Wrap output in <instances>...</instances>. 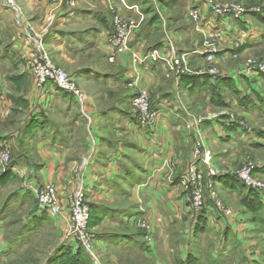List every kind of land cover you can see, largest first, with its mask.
Masks as SVG:
<instances>
[{
	"label": "crops",
	"instance_id": "0c3cea01",
	"mask_svg": "<svg viewBox=\"0 0 264 264\" xmlns=\"http://www.w3.org/2000/svg\"><path fill=\"white\" fill-rule=\"evenodd\" d=\"M77 2V8H71L68 3L53 6L50 0H25L24 3V11L26 14L31 12L33 22L38 25L43 23L39 26L46 30L42 39L45 50L57 56H63L62 58L66 61H71L72 65L75 64V67H77L76 64L84 62V55L93 49L101 53L104 59L109 56L107 38L114 29L108 11L109 5L116 7L124 16L134 15L132 9L129 6H123L119 0H77ZM0 17L1 41L8 29V19L10 20L11 17L15 22L11 11L7 10L2 2H0ZM217 24L219 29L226 33L227 44L231 45L237 40H243L245 51L264 49V28L256 23L253 24L254 27L250 26L247 18L234 21V23H228V19H220L217 20ZM78 27L82 28L78 29ZM22 31L23 28L15 30V34H11V41L0 47V145L4 143L13 145L15 142L16 133L9 134V131L5 129L6 125L2 124L6 118L9 121L8 107L12 103L14 91L23 89L25 81H33V76L27 68V58L34 55L37 45L33 39L24 37ZM143 42L145 41L141 31L138 30L132 39V45L134 50L140 54L138 50ZM162 46L167 48L169 42L164 41ZM232 50L233 48H230L229 51L232 52ZM199 56L201 55H196V57ZM83 64L76 69L75 76L78 79L96 83L97 86L113 91L124 89L133 70L130 56L120 58L114 65L108 63L112 71L109 68L106 71H99L88 66L90 62ZM165 69L163 64H146L140 67L141 83L150 86L157 82L156 88L163 92L162 96L155 95L153 100L154 105L160 109L162 114L159 128L154 132L138 131L132 119L133 115L126 116V110L118 106L97 110V107L93 105L90 110H93L94 119L90 124L88 119L81 114L80 106L69 95L53 86H48L44 92L39 91L44 98L47 97L49 103L53 99L58 101H53L54 106L51 105L56 114L50 118L46 113L38 110L28 118L27 123L23 125V132L30 127L32 121L36 122L31 126L32 134L26 138L34 144L35 153L41 158V162L38 165L29 160L25 161L24 157L25 160H19L17 167L32 170L31 180L35 182L54 184L60 190L64 203L71 195L73 185L71 183L79 179L84 183L87 198L92 203H99L107 196L113 197L118 191L122 192L123 196L130 192V201L139 195L146 205L139 213L140 216L130 217L137 214L119 211L122 212L121 216L114 219L107 217L103 221L106 225L116 227L133 226L140 218L156 223L158 229H162L163 237L170 238V242L165 243V252L169 254L178 252L175 259L176 264L185 261L189 254L199 252L200 255H205L206 250H208L207 253L210 252L213 259H217L219 264H240V261L244 262L242 258H239L242 254L249 258L244 247L245 243L241 240L240 233L235 230L234 221H226L216 212L209 195H207L205 208L208 217L206 233L197 238L195 228L193 232H187L191 222L184 214L186 196L182 194L177 182L188 170L187 159L190 151L188 143L192 141V136L185 130L184 118L188 111L180 97L174 93L176 92L175 83H172L171 88L162 91L165 87L163 85L167 80L169 81L170 77ZM233 76L229 78L239 79ZM242 82L247 86L254 85L255 77L239 79L238 89L244 95L246 88ZM211 83H214L213 79ZM250 87L251 90L258 91L254 86ZM186 91L193 103L204 105L206 108H215L210 102L206 86L199 84L194 89L186 88ZM25 99L30 101L28 96ZM19 124L22 125V122L16 125ZM13 125L11 124L10 127ZM122 128L129 130V137L132 139L130 142L110 138V134H120ZM206 129L213 134L216 143L227 141L244 149L264 147V142L258 135L260 133L252 139L241 135L239 130L224 134L222 125L217 122L207 123ZM134 143L138 148L129 145ZM129 150L134 151L137 156L129 154ZM72 159L76 160L72 161ZM80 159L84 160L82 164ZM124 160H126L125 163H123ZM64 170L79 171L73 175L66 174ZM122 170L135 172V178L139 183L136 181L133 183L130 180L122 181L123 185L128 183L127 187L124 186L127 190H118L117 177L121 175ZM173 172L178 174L169 179V173ZM67 177L75 180L69 183ZM214 185L221 193L223 200L225 198L227 202L239 205V192L220 183H214ZM12 189L13 194H10L11 196L4 202L3 195L8 191L12 193L10 192ZM0 208V252L5 261L12 262L15 256L14 250L18 248L23 238L27 239L31 234L28 226L32 224V219L39 216L35 198L24 189L22 179L16 174L4 189L0 187ZM54 221L64 226L63 219ZM227 230L230 231L229 235L234 241H227L225 236ZM115 235L114 233L101 234L100 238L118 251L139 252V247L135 248V245L130 247L114 241ZM134 243L137 242L134 241ZM251 259L253 262L256 260ZM244 264H248V261Z\"/></svg>",
	"mask_w": 264,
	"mask_h": 264
},
{
	"label": "rangeland",
	"instance_id": "374dc122",
	"mask_svg": "<svg viewBox=\"0 0 264 264\" xmlns=\"http://www.w3.org/2000/svg\"><path fill=\"white\" fill-rule=\"evenodd\" d=\"M15 2L18 10H20V22H22V25L17 23L15 12L9 10L11 11L15 22H13L11 17L10 20L8 19V29L5 31L3 38L0 41V47L2 44L4 45L8 41H11V34H15L14 31H18V28H23L22 33L24 37L31 34L32 36L40 35L43 39V34L46 32V30H43V28L39 26H42L43 23L39 25L34 23L30 15L31 12L26 14L24 11L25 0H15ZM124 2L132 9V12H134V15L129 16L128 20L131 21L132 26H134L137 31H141V35L145 41L142 43V46L139 47L138 51L141 52V54H144L148 50H163L166 48L162 46L163 42L168 41L170 57L179 60V68L177 65L174 69L170 68L168 64L164 65L166 68L165 70L168 71L170 77L169 81L167 80L163 85V87H165L162 91L171 88L172 83H175L176 92L174 93L176 96L180 97L185 104L188 114L190 113L198 123V128L200 129L198 134L200 136L199 138L202 139V145L199 148L198 144L194 141L188 143L190 146L189 157L187 159L188 169H190L191 163L197 159L194 156L195 153L197 154L199 151L203 153L208 152L212 159L211 165L216 171L229 172V175H232L231 172L236 174L243 171L249 172L251 179L264 184V147L261 149H244L241 146L233 145L227 141L228 144L226 142L216 143L213 134L206 129L207 123L217 122L222 125V132L224 134L230 133L231 131L229 132L225 129L224 124H227V122L233 117L235 121H242L253 127L257 134L260 133L258 135L261 137V140H263L262 142H264V137L262 138V134H264V106L262 107V103L254 98V95L252 94L253 91L250 89L251 87L242 82V85L246 88L243 96H252L255 109L240 107L238 105V99H235L234 95L228 91L226 93V104L223 107L206 108L204 105L193 103L191 99L188 98L186 87L183 84L184 79L200 77L207 73H213L216 77L228 79L229 77L226 75H236L241 77V72L251 71L250 73L255 77L254 85H251L258 90L257 93L261 94L263 97L262 99L264 100V73L260 70H256L257 67L264 68V49L262 51H245L243 50V45L237 48L235 47V44L230 45L215 37H210L207 30L198 29L197 21L193 18L190 9L192 6L197 5L203 14L204 24L208 23L211 17V12L208 5L205 4V0H124ZM213 2L224 9L245 10L244 16L247 19L264 28V21L260 19V15L264 13V0H213ZM65 3H68L71 8L78 7V2H75L73 5L69 1H65L62 4ZM108 11L114 24V12L110 5ZM125 17L127 16L125 15ZM230 17L231 16H229L228 23H234V21H237ZM80 28L82 27H78V29ZM222 32L224 31L222 30ZM230 48H235L236 50L233 49L232 52H230ZM45 51L50 56L52 62L57 67L63 69L74 81L77 88L83 93L85 97L84 107L86 108L91 121L94 119L93 110H90V108H93V105L97 107V110H99L98 108L111 109L112 107L118 106L131 113L134 112L135 107L133 101L135 94L138 92L137 88H130L126 84V86L123 87L124 89L113 91L102 86H97L96 83L88 82L87 80L82 81L75 76L76 69L80 64L84 65L83 63L90 62L88 66L98 69L99 71H106L109 68L108 63L114 65L124 56H130V59H132L131 54H119L116 56L115 63H111L109 56L112 51L110 49L109 56H107L106 59H104V56L101 53L93 49L91 52L84 55L85 61L78 65L76 64L77 67H75V64L72 65L70 63L71 61H66L62 58L63 56H57L53 52L50 53L47 50ZM198 52L202 54H199ZM196 55L201 56L196 57ZM110 70L112 71L113 69ZM132 75L133 73H131V76ZM23 84H25L23 89L14 91V94L12 95L13 100L8 107L9 121H7L8 119L6 118L2 122V124L7 126H5V129L9 131V134L16 133L13 145H7L11 152V167L15 158L23 159L24 157L26 158V160L24 159L25 161L29 160L39 165L41 158L35 153L34 144L26 138L22 139L23 125L27 123L28 118L38 110L43 111L44 114L46 113L50 118H53L54 114H56L52 109V106H54L53 101L55 100L53 99V101L49 103L47 97L44 98L43 94L41 95L39 93L34 78L33 81H25ZM156 84L157 82L154 85L146 86L152 101L154 100L155 95L162 96L163 94V92H160L159 89L156 88ZM158 87L160 88V86ZM27 96L30 101L25 99ZM189 99L190 101H188ZM55 102L58 101L56 100ZM18 122H22V125H16ZM11 124H14L13 127H10ZM87 127H89V125ZM120 130L121 133L118 134L120 137L115 134H110V138L113 140L116 139V141L130 142L132 139L129 137V130L126 129L128 132L123 128ZM128 152L129 154H133V156H137L132 150H129ZM75 160L72 159V161ZM79 161L82 164L84 160L80 159ZM197 165H200L199 167L206 174L207 166L204 161L199 160ZM257 166H259V169L256 168ZM37 169H39V167ZM78 171L79 170H64V172H67L66 174L73 175L77 174ZM9 172H11V170L7 168V166L0 165V181L4 180ZM61 174H63L62 171ZM177 174V172L169 173L168 178L172 179L173 177H176ZM218 177L223 176H215L211 178L205 175L203 179L204 185L208 184V182H214L213 180ZM67 179L69 183L70 181L75 180L72 177H67ZM9 182L6 183L5 180L1 181L0 187L4 189ZM71 184H73L72 192L66 202H70L73 194L80 191V189L86 194L84 205L88 208L89 212V222L86 232L92 240V248L95 256L99 260V264H176L175 259L178 252L175 251V253L171 254L165 252V243L167 241L170 242V238L163 237L161 233L162 229H158L156 223L149 222L151 236L154 240L152 247L150 248L153 251L152 253L149 252L147 254L144 252V254L134 250L118 251L113 246L103 242L100 238L101 234L114 233L129 237L135 236V240L146 242L145 235L147 230L139 224L130 227L106 225L103 220L93 217L92 213V206L98 205L117 209L122 212L129 211L134 214H139L146 206L139 195H136L133 201H130V192L123 196L122 192L118 191L113 197L107 196V198L99 203H92L88 200L86 193L87 190L80 179ZM127 184L128 183H125L124 186L127 187ZM44 185L54 184L46 182ZM56 189L57 193L61 196L60 190L57 187ZM10 192L12 193H9L8 191L3 195L2 200L4 202L13 194V189ZM217 193L224 205L231 210V217H233L232 219L234 221L235 230L240 233L241 240L245 243L244 247L249 256V258L247 257L248 264H253L251 258L259 259L264 262V236L258 229L257 222L252 219V213L248 212V210L240 204L234 205L227 202L225 198L224 201L218 190ZM15 217L17 218L18 216ZM91 219L93 220L90 224ZM54 220L55 219L48 216V220L43 225L44 227H42V229H39V231H32L31 234L34 233V235L29 234L30 238H23L22 242L19 243L18 248L14 250L15 256L13 261L7 262L4 260L3 264H48L51 258L57 256L59 249H62L65 244H69L66 237L71 225L64 221V226H60V224H56ZM158 222H160V220ZM204 250H206V246H204ZM207 251L208 250L204 251L205 255H200L199 252L196 253L199 257L194 255L196 259H200L201 264H208L210 262V252L207 253ZM237 257H239V255ZM86 264H89V262L86 261ZM240 264H244V262L241 263L240 261Z\"/></svg>",
	"mask_w": 264,
	"mask_h": 264
},
{
	"label": "built area",
	"instance_id": "2783aa9c",
	"mask_svg": "<svg viewBox=\"0 0 264 264\" xmlns=\"http://www.w3.org/2000/svg\"><path fill=\"white\" fill-rule=\"evenodd\" d=\"M7 10H12L15 12L17 23L22 25L20 22V10L16 6L15 0H0ZM65 1H69L74 5L77 0H50L53 6L61 5ZM121 4L127 7L124 0H119ZM205 4L208 5V8L211 12V19L208 23L204 24L203 14L199 7L192 6L190 12L197 21L198 29L207 30V33L210 37H215L220 41L227 43V38L225 32L219 29L217 20L220 19H229L242 20L246 17L244 16L245 10L240 9H224L218 6L213 2V0H205ZM112 11L114 12V29L112 33L107 38V46L112 51L110 54V62L115 63L116 56L122 54H131L133 61V75L127 81V85L130 88H137L138 92L135 94L133 105L135 107L133 115V121L138 129V131H156L159 128L161 121V111L157 108L152 99L150 98L149 91L145 85L141 83L142 76L140 72V67L146 64H168L170 68L174 69L177 65L179 68V60L170 57V48H165L163 50H150L144 54H140L134 50L132 45V39L137 33L136 28L132 26L131 21L128 20V17H125L120 13L114 6H111ZM247 23L254 27L253 23L247 19ZM27 35V34H26ZM26 37L33 39L37 45V49L33 56L27 58V68L31 72L36 87L40 92H44L48 86H53L57 90L69 95L79 106L81 114L88 119L91 124V119L86 110L85 106V97L83 93L77 88L74 81L70 76L61 68L57 67L51 60L48 53L45 51V48L42 43V36L36 35L32 36L28 34ZM34 37V38H33ZM243 40H237L233 44L235 47H240L243 45ZM236 50L235 48H233ZM172 52V51H171ZM173 53V52H172ZM199 54H202L198 52ZM186 55V54H184ZM188 56V55H187ZM257 71L264 73V68L257 67ZM251 72V71H250ZM244 71L240 73L241 77L250 78L252 73ZM213 78L216 76L213 73H207ZM232 76V75H226ZM225 76V77H226ZM235 77H238L234 75ZM233 76V77H234ZM179 110V108H177ZM236 124L238 130L246 138H256V130L244 122H237L233 117L229 120L228 125ZM184 126L186 132L192 136V141L198 144V147L202 145V139L199 137L198 123L190 115L187 114L184 118ZM199 129V130H198ZM198 148V150H199ZM195 159L191 163L190 169H188L179 179L177 185L181 188L182 194L186 196V205L184 209V214L190 219L191 224L187 228V232H193V229L198 223L199 218L203 215L206 208L207 195L213 201V206L216 212L226 221L233 220L231 217V210L224 205L220 196L217 193L214 182H208L207 185H204V176L208 177H217V176H227L229 172H219L214 169L211 165V156L208 152L195 153ZM11 152L8 146L4 143L0 145V165L7 166L17 176H19L23 181V187L27 192H30L36 200L38 210L37 214L42 216L47 214L53 219H63L71 225L70 230L67 234L66 240L70 244L82 247L89 254L93 264H99L98 258L95 256L92 248V240L88 233L86 232L87 225L89 222V212L85 204V192L80 189L72 196L70 202H63L62 197L57 193L55 185H44L34 180H31L32 170L23 167H11ZM199 160H203L206 167V174L203 170L197 165ZM259 169V166L256 167ZM242 185L245 186L247 190H253L257 192L264 202V184L259 183L251 179L249 172L234 173L231 172ZM133 223V220H132ZM135 224H139L144 229H146L145 235V244L149 249L152 247L153 237L151 236L149 222L145 218H140L136 220ZM4 257L0 252V264H3Z\"/></svg>",
	"mask_w": 264,
	"mask_h": 264
},
{
	"label": "trees",
	"instance_id": "16d2710c",
	"mask_svg": "<svg viewBox=\"0 0 264 264\" xmlns=\"http://www.w3.org/2000/svg\"><path fill=\"white\" fill-rule=\"evenodd\" d=\"M260 19L264 21V13L260 15ZM159 47V46H158ZM150 51V50H148ZM243 78V77H238ZM212 79L214 80V83H211ZM239 79H234V78H228V79H222L221 77H211L209 75H203L200 77H193V78H187L183 80V84L186 88L190 87V89H194L197 87L199 84L201 86H206L208 94L210 96V102L215 106V107H223L226 104V98H227V91L230 92L231 94L234 95L235 99H238V105L243 108H254V101L252 100V96L245 95L239 91L238 89V81ZM252 86V85H250ZM249 86V87H250ZM252 94L254 95V98L258 100V102H261V106H264V100L262 99L263 97L261 94L257 93L252 89ZM261 107V108H262ZM126 116L130 117L132 114H130L129 111L126 110L125 112ZM133 119V117H132ZM35 121H32L30 124V127H28L22 134V139H25L26 137L30 136L32 134L31 132V126L35 124ZM225 129H227L229 132H233L235 130H238V127L236 124L228 125L225 123L224 124ZM262 134V133H261ZM264 135V134H262ZM27 139V138H26ZM132 147L138 148V146L134 144H129ZM23 159H18L15 158L12 163V167H17L19 165V160H24ZM127 160V159H126ZM123 163H125V161ZM123 163L122 166H123ZM125 166V165H124ZM135 173V172H134ZM133 172L130 170H122L121 175L119 178H117V181L119 182V188L118 190H127L122 181H136V183H139V181L136 180L135 175ZM15 174L13 172H9L7 176H5L4 180L5 182H9L12 179H14ZM1 180V181H4ZM0 181V183H1ZM214 183H220L223 186H227L230 189L235 190L236 192L240 193V205L244 207L248 212L252 213V219H254L257 222V227L261 231V233L264 236V202L261 200L259 194L253 190H247L244 185L240 183V181L233 175H227L223 177H218L215 178ZM207 185V184H206ZM211 199V198H210ZM212 204L213 201L211 200ZM92 213L93 217H96L100 220H104L107 217L109 218H115L117 216H121L122 212H119V210L116 209H111L106 206H98V205H93L92 206ZM140 215V214H139ZM137 215H132L130 217H137ZM32 224L28 226V229L30 232L32 231H39V229H42L44 227L43 225L46 223L48 220V215L44 214L42 216H35L32 219ZM93 219H91L90 224ZM207 225H208V217L206 214V210H204L203 215L199 218L197 225L195 226V236L199 238L203 234L206 233L207 231ZM230 231L227 230L225 233V236L227 238L228 242L234 241L232 237H230ZM139 235V234H137ZM135 236H124L120 234H116L114 237V241L117 243H123L127 244L131 247V245H135V248L139 249V252H146L147 254L149 252H153L149 247L146 246L145 242L142 240H135ZM132 239V240H131ZM134 241L137 243L135 244ZM139 244V246H137ZM141 244V245H140ZM119 245V244H118ZM145 254V253H144ZM194 255L198 254H189L187 259L185 261H180L179 264H201L200 259H196ZM210 264H219L217 259H213L211 256H209ZM242 260L245 262L248 261V259L244 256V254L241 256ZM86 261L89 262V264H93L92 260L89 256V254L83 249L82 247L76 246L74 244H65L62 249H59V253L57 256L53 257L50 259L48 264H86ZM254 264H264L263 261L256 259Z\"/></svg>",
	"mask_w": 264,
	"mask_h": 264
}]
</instances>
